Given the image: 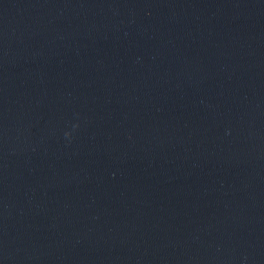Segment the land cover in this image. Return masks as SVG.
<instances>
[{
	"label": "water",
	"instance_id": "obj_1",
	"mask_svg": "<svg viewBox=\"0 0 264 264\" xmlns=\"http://www.w3.org/2000/svg\"><path fill=\"white\" fill-rule=\"evenodd\" d=\"M0 264H264V0H0Z\"/></svg>",
	"mask_w": 264,
	"mask_h": 264
}]
</instances>
